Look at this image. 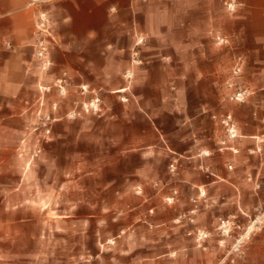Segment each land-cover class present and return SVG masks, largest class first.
Here are the masks:
<instances>
[{
    "label": "rangeland",
    "instance_id": "rangeland-1",
    "mask_svg": "<svg viewBox=\"0 0 264 264\" xmlns=\"http://www.w3.org/2000/svg\"><path fill=\"white\" fill-rule=\"evenodd\" d=\"M225 2L220 15L235 17L242 3L230 13ZM189 17L193 35L230 46L222 30L195 28L201 20ZM171 35L179 38L180 30ZM137 36L145 39L139 47ZM149 39L133 31L128 66L108 78L109 87L120 85L112 90L75 84L51 56L46 72L35 59L34 90L11 109L10 123L0 122V264H264V137L258 136L264 109L251 105L257 137L249 138L240 113L260 93L238 84L244 59L236 58L228 76L232 90L214 94V107L191 110L196 117L185 130L191 140L183 144L178 78L169 81L167 103L177 124L167 129L166 144L158 119L135 91L155 61L146 52ZM162 61L179 68L169 57ZM64 72L68 85L61 94L57 80ZM242 90L245 101L233 100ZM229 116L235 138L225 123ZM140 118L159 127L157 143L132 142ZM191 142L197 153L188 159L183 149Z\"/></svg>",
    "mask_w": 264,
    "mask_h": 264
},
{
    "label": "crops",
    "instance_id": "crops-1",
    "mask_svg": "<svg viewBox=\"0 0 264 264\" xmlns=\"http://www.w3.org/2000/svg\"><path fill=\"white\" fill-rule=\"evenodd\" d=\"M220 1L0 0V122L12 117L11 109L19 107L35 88L38 75L35 22L37 14L47 12L54 23L50 56L58 68L69 70L75 84L94 82L105 90L119 88L120 85L113 84L109 87L108 78L120 76L128 66L127 52L133 43V31L149 34L146 52L155 61L145 72L146 79L138 81L135 91L144 97L141 107L158 119L166 144L170 136L167 129L177 124V115L167 103L169 81L178 78L180 144H183L191 140V133L185 132L189 121L196 117L191 110L207 103L214 107V98H218L214 94L220 89L232 90L228 76L236 58L242 57L246 64L238 84L260 93L242 107L243 132L249 138L257 137L251 105L264 109V0H239L242 6L236 16L226 18L220 15L224 10ZM189 14H196L201 20L195 28H216L230 36V46L219 48L208 39L193 35ZM172 30H180V37H173ZM167 57L178 61L179 68L164 64L162 59ZM156 130L158 126L155 129L140 118L137 137L132 142L140 147L155 144ZM258 134L262 141L261 125ZM196 147L192 142L184 147L186 158L195 157Z\"/></svg>",
    "mask_w": 264,
    "mask_h": 264
},
{
    "label": "built area",
    "instance_id": "built-area-1",
    "mask_svg": "<svg viewBox=\"0 0 264 264\" xmlns=\"http://www.w3.org/2000/svg\"><path fill=\"white\" fill-rule=\"evenodd\" d=\"M239 5L240 4L238 3V0H228L225 2L226 10L230 13L235 12L237 8L239 7ZM35 26H36V35H37V40L34 44L35 59L38 62V66L40 70L46 72L50 70L51 67L53 66V63H52V60L49 54L50 45L53 41V21L49 13L40 12L39 14H37ZM144 42H145V39L142 36H137L135 47H139L143 45ZM221 43H224L223 39H221ZM7 46L11 47L10 44H7ZM138 57H139V53L136 50V48H134L132 58L133 60H137ZM140 63L142 62H139V64ZM240 72H241L240 67H237L234 71L235 74H239ZM132 75L133 73L131 70H128L126 72L127 79H131ZM67 85H68V75L66 72H64L63 76L57 80V86L61 94L66 93ZM247 95H248V91L242 90L238 92L232 99L238 102H244ZM96 109H98V107ZM230 120H231V117L229 116L227 120L225 121V123L229 127V132H230L231 137L235 138L236 130L234 126L230 125ZM171 169L174 170V165L171 166Z\"/></svg>",
    "mask_w": 264,
    "mask_h": 264
},
{
    "label": "bare ground",
    "instance_id": "bare-ground-1",
    "mask_svg": "<svg viewBox=\"0 0 264 264\" xmlns=\"http://www.w3.org/2000/svg\"><path fill=\"white\" fill-rule=\"evenodd\" d=\"M121 91H125V90H121ZM94 107H96V108H97L98 106H97L96 104H94Z\"/></svg>",
    "mask_w": 264,
    "mask_h": 264
}]
</instances>
